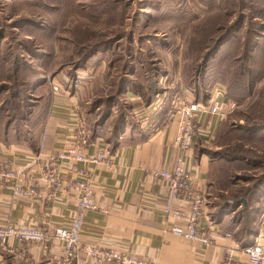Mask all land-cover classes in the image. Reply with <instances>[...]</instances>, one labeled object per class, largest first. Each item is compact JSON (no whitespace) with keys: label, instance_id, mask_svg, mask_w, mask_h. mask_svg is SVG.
I'll return each instance as SVG.
<instances>
[{"label":"rangeland","instance_id":"rangeland-1","mask_svg":"<svg viewBox=\"0 0 264 264\" xmlns=\"http://www.w3.org/2000/svg\"><path fill=\"white\" fill-rule=\"evenodd\" d=\"M40 71L45 80L33 87ZM54 79L78 90L82 119L103 139L121 115L141 130L128 92L149 99L161 87L168 100L185 89L201 102L207 87L221 88L226 111L204 151L207 200L221 205L230 191H250L264 221V200L255 203L264 191V0H0V110L26 113ZM108 110L105 124H94ZM239 210L232 219L248 226L254 214Z\"/></svg>","mask_w":264,"mask_h":264},{"label":"crops","instance_id":"crops-1","mask_svg":"<svg viewBox=\"0 0 264 264\" xmlns=\"http://www.w3.org/2000/svg\"><path fill=\"white\" fill-rule=\"evenodd\" d=\"M53 81L58 83L56 79ZM158 84H165V79H158ZM170 84L173 85V82ZM166 94L163 92L156 97L157 101L165 100L161 102L164 107L151 111L157 101L146 105L140 95L128 92L126 99L136 106L130 113L131 118L141 120L137 121L141 130L133 133L130 126H125L117 146L98 137L100 145L110 146L114 165L112 168L103 164L90 166L99 209L87 212L81 239L102 248L130 253L154 264H219L226 249L241 245L231 229L232 213L220 216L214 211L217 205L210 206L207 200L210 196L207 191L210 159L204 151L211 132L215 133L216 118L207 113L200 116L199 124L211 132L209 137H196L186 155L193 186L203 192L206 200L202 224L213 229L215 238L214 244L203 247L168 232L167 217L163 211L165 182L152 176V171L170 168L175 155L173 139L176 123L166 124V111L175 97L166 100ZM78 99V90L70 92L61 88L60 93H53L51 103L50 97L47 101L42 124L29 129V137L21 136L17 142L0 140V162L13 160L14 167L24 171L21 180L25 182L30 177H38L40 163L69 145L75 132H80L88 143L94 135L82 119ZM88 151L91 152L92 147ZM56 195L55 199L46 201L13 198L9 188L0 187V224L11 221L24 226L39 220L52 230L67 223L74 212L76 193L62 191ZM175 207L186 208L182 202H177ZM256 238L264 242V221L259 225ZM12 246L26 253L24 264H56L46 250L31 243L14 241ZM51 251L58 253L60 248L54 243ZM241 262L249 264L245 257L241 258ZM0 264L20 263L11 252L0 250Z\"/></svg>","mask_w":264,"mask_h":264},{"label":"built area","instance_id":"built-area-1","mask_svg":"<svg viewBox=\"0 0 264 264\" xmlns=\"http://www.w3.org/2000/svg\"><path fill=\"white\" fill-rule=\"evenodd\" d=\"M53 92L55 94L61 92L57 83L53 84ZM180 94L184 98L177 95L166 111L167 126L176 123L172 166L152 171V176L165 182L163 211L167 217L168 232L185 241L208 247L215 243L213 229L202 224L206 200L203 192L193 186L186 155L194 145L196 137H209L210 130L199 124L200 116L207 113L215 117L214 127L217 129L224 117L228 100H225L224 91L219 87L211 89L206 104L194 101L193 97L188 98L189 92L185 89ZM160 106L161 100L152 105L151 111H159ZM90 147L91 152L88 151ZM113 160L114 155L110 146L100 145L97 136H92L87 143L80 132H75L71 135L69 145L40 163L38 177H30L23 182L21 176L24 171L16 169L13 160L0 162V187L9 188L13 198H37L46 201L55 199L56 193L62 191H74L77 197L73 215L67 223L52 230L39 220L24 226H18L11 221L1 223L0 250L11 252L20 264L27 261L26 253L13 247L14 241L19 244L31 243L46 250L53 256L56 264H154L138 259L130 253L102 248L85 243L81 239L87 212L99 209L90 166L103 164L107 168H112ZM177 202L184 203L186 208H176ZM54 243L60 248L58 253L51 251ZM242 257H245L249 264H264V242L256 238L251 245L230 247L225 250L219 264H242Z\"/></svg>","mask_w":264,"mask_h":264},{"label":"trees","instance_id":"trees-1","mask_svg":"<svg viewBox=\"0 0 264 264\" xmlns=\"http://www.w3.org/2000/svg\"><path fill=\"white\" fill-rule=\"evenodd\" d=\"M36 55L35 56L33 55V59L36 57ZM34 62L35 63L41 62L40 57L38 58L37 56V59ZM45 73L47 72L46 71H43V72L40 71L39 73L36 72L35 76L33 77V80L31 81V85L35 87L36 85L38 86L39 84H41L45 80L43 77ZM209 87H207V91L204 92L200 103H203V104L207 103L209 96H210L211 89H212L210 87V90H209ZM159 88H157L155 94H153L152 97H150L149 99L148 98L143 99L145 100L144 103L146 105L152 102L154 98H156L159 95L158 93L161 92V87ZM185 88L188 90L191 89L189 87H185ZM53 93L54 92L51 87V92L48 91L46 94L40 95L38 99L30 103L29 105L30 109L26 111V113L21 114V115L11 116L7 110L1 109L0 112H4L7 115L3 116V120L0 121V129L2 132V135H0V140H7L8 142H17L18 141L17 138H20L21 136L29 137L27 135V133H29L28 130L35 126L42 124L44 116L46 114L47 101L50 97V103H51ZM18 98L22 100V98L20 97ZM110 107L111 105L109 106V110H110ZM109 110H108V113H105L103 115L99 113L100 118L97 119L94 124L101 125V126L104 125L105 121L110 117ZM17 121H20L18 123L20 125H16ZM86 125L92 135L94 136L101 135V133L99 131H96V129L93 127L94 125L92 126L87 123ZM125 125H126L125 119L123 118L122 115L119 116L117 121L114 122L113 126L111 125L109 135L108 136L103 135L105 142L108 144H111L112 146H117L120 134L124 133L123 130L125 128ZM117 127H121V128L123 127L122 130H119L120 131L119 133L117 132ZM134 132L135 130H133V133ZM217 132H218V127H217V131L213 134V138L216 137V135L218 134ZM248 193L250 194V191H238V190L230 191L225 195L226 197L225 196L222 197L224 200L221 201V205H217V208L219 210H222L223 212L227 208L229 210V213H234L235 211L237 212V208H239L240 209L239 212L241 213L251 211L254 214L251 220H249L248 226L245 225L244 227H241V221L239 220L236 221V219L234 221L232 219L233 226L231 227V229H232L234 237L239 241V244L241 245V247L248 246L254 243L259 233V225L257 224V215L260 214L262 211L261 209L260 210L258 209L259 204H258V208L256 207L255 209H252V205H250L247 200ZM249 194H248V197H249ZM263 200H264V191H262V193L259 194V197L256 199L255 203H259V202L261 203ZM224 214H227V213H224Z\"/></svg>","mask_w":264,"mask_h":264}]
</instances>
